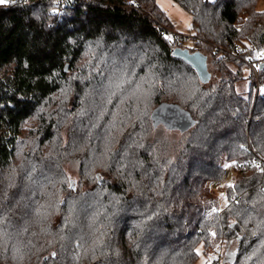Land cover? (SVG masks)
<instances>
[{"label":"trees","instance_id":"trees-1","mask_svg":"<svg viewBox=\"0 0 264 264\" xmlns=\"http://www.w3.org/2000/svg\"><path fill=\"white\" fill-rule=\"evenodd\" d=\"M171 1L220 73L209 86L172 54L184 47L156 0L0 5V264H194L198 246L233 242L223 264H264V66L237 92L264 52V11ZM163 105L194 121L179 140L152 139L171 130L152 118ZM225 165L237 176L219 209Z\"/></svg>","mask_w":264,"mask_h":264},{"label":"rangeland","instance_id":"rangeland-1","mask_svg":"<svg viewBox=\"0 0 264 264\" xmlns=\"http://www.w3.org/2000/svg\"><path fill=\"white\" fill-rule=\"evenodd\" d=\"M157 6L166 13L167 17L170 19L174 26V30H170L169 32L174 33V37L171 38L170 42L174 47H181L185 50H189L191 53L196 45L194 40V30L192 29V19L191 16L181 9L176 3L171 0H156ZM257 11H264V0H258L256 5ZM198 50L200 52L195 51L192 57V66L197 72L200 81L205 86H209L214 81H216L220 73L215 72L213 68L212 58L209 55V49L206 45H201ZM246 63V62H245ZM263 64V63H262ZM264 66V64H263ZM229 70L235 71V65L230 64ZM247 67H243L240 70V75L242 80L237 85V92L241 96L247 95L248 87H249V74L250 72L257 76L255 72L251 71ZM260 70V66H259ZM256 73H258V71ZM155 123H158L156 121ZM30 126V125H29ZM28 126V128H29ZM33 126V125H31ZM30 126V127H31ZM189 129V128H188ZM9 135V134H7ZM26 133L22 132L18 135V140H23L25 138ZM181 138V132L178 129H167L163 126H157V128L152 133V139H161L162 141L172 142L179 140ZM226 169H231L230 176L227 179L223 178V182L212 183L209 189L210 192L218 199L219 201V209L224 208L226 199H225V191L226 184H230L236 178V172L233 170V166L229 165ZM225 169V170H226ZM64 170L67 175L69 181L73 184H78V160L71 159L64 164ZM228 182V183H225ZM81 190H85L86 186H81ZM236 243L233 242L226 250L224 245H217L213 250L209 251L207 254H203L202 247L198 246L196 249L197 260L194 264H223V259L228 260V258L232 255L234 251ZM199 250V253L197 252Z\"/></svg>","mask_w":264,"mask_h":264},{"label":"water","instance_id":"water-1","mask_svg":"<svg viewBox=\"0 0 264 264\" xmlns=\"http://www.w3.org/2000/svg\"><path fill=\"white\" fill-rule=\"evenodd\" d=\"M194 53V52H193ZM193 53H189L185 49L175 48L172 54L188 62L192 66ZM193 67V66H192ZM194 68V67H193ZM263 64H260V70ZM154 122L158 121L170 127L171 129H178L183 132L190 128L194 121L188 111L181 109L177 105H163L157 108L152 113Z\"/></svg>","mask_w":264,"mask_h":264},{"label":"built area","instance_id":"built-area-1","mask_svg":"<svg viewBox=\"0 0 264 264\" xmlns=\"http://www.w3.org/2000/svg\"><path fill=\"white\" fill-rule=\"evenodd\" d=\"M64 3H65V0H61V4L63 5ZM162 34H166L167 37H171V38L174 37V33L169 32V31H166V32L164 31V32H162ZM262 63L264 64V52H262V54L257 55L256 58L253 59L252 61H246V64H247L248 68L251 71L255 72V74H257L256 71L259 70V66ZM257 90H261L262 93H264V85H260L257 82ZM230 173H231V169L224 170L223 178L227 179L230 176Z\"/></svg>","mask_w":264,"mask_h":264},{"label":"snow or ice","instance_id":"snow-or-ice-1","mask_svg":"<svg viewBox=\"0 0 264 264\" xmlns=\"http://www.w3.org/2000/svg\"><path fill=\"white\" fill-rule=\"evenodd\" d=\"M17 0H0V5H7L9 3H16ZM58 2V0H57ZM168 39H171V37H167ZM116 87L119 88L120 87V84L117 83L116 84ZM116 93L115 92H112L111 95L114 96ZM109 103H111V99H109L108 101ZM257 168H260L261 171H264V168H261V166L259 164H256L255 165ZM225 167H229V165H225ZM69 187H72V182L69 181ZM215 211V209H214ZM213 236H215L216 234L215 233H212ZM197 252L199 253V250H197Z\"/></svg>","mask_w":264,"mask_h":264}]
</instances>
